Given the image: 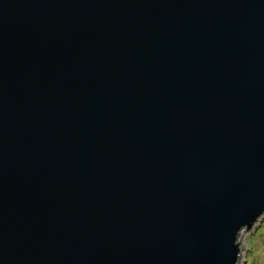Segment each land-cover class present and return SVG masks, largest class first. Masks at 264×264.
<instances>
[{"label": "water", "instance_id": "water-1", "mask_svg": "<svg viewBox=\"0 0 264 264\" xmlns=\"http://www.w3.org/2000/svg\"><path fill=\"white\" fill-rule=\"evenodd\" d=\"M264 215V0H0V264H239Z\"/></svg>", "mask_w": 264, "mask_h": 264}, {"label": "rangeland", "instance_id": "rangeland-1", "mask_svg": "<svg viewBox=\"0 0 264 264\" xmlns=\"http://www.w3.org/2000/svg\"><path fill=\"white\" fill-rule=\"evenodd\" d=\"M239 242L242 247L239 264H264V215L251 229H242Z\"/></svg>", "mask_w": 264, "mask_h": 264}]
</instances>
